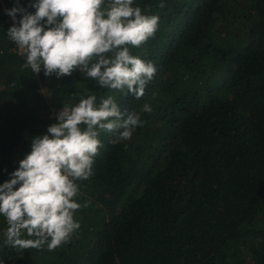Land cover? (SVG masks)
Segmentation results:
<instances>
[{"label":"trees","instance_id":"16d2710c","mask_svg":"<svg viewBox=\"0 0 264 264\" xmlns=\"http://www.w3.org/2000/svg\"><path fill=\"white\" fill-rule=\"evenodd\" d=\"M16 3L0 0V184L64 105L89 94L145 123L118 144L98 130L93 175L75 181L77 202L90 203L67 244L7 246L0 215V264H264V0H134L160 17L155 37L130 47L157 69L140 99L79 70L24 68L7 36Z\"/></svg>","mask_w":264,"mask_h":264},{"label":"clouds","instance_id":"9594fccd","mask_svg":"<svg viewBox=\"0 0 264 264\" xmlns=\"http://www.w3.org/2000/svg\"><path fill=\"white\" fill-rule=\"evenodd\" d=\"M29 7L35 12L17 0L6 10L14 21L7 36L26 58L24 68L57 78L79 70L102 88L144 96L157 69L130 47L140 48L155 37L158 15L144 14L134 0H30ZM152 110L143 105L144 112ZM144 123L136 112H122L111 95L99 104L89 94L75 106L64 105L57 122L32 140L31 152L0 184L4 244L20 250L46 246L49 251L67 244L81 227L74 214L90 203L77 202L75 181L93 175L94 158L103 147L98 130L114 133L111 142L118 144L130 141Z\"/></svg>","mask_w":264,"mask_h":264}]
</instances>
